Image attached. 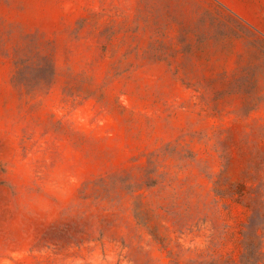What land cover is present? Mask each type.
Returning a JSON list of instances; mask_svg holds the SVG:
<instances>
[{"label":"rangeland","instance_id":"374dc122","mask_svg":"<svg viewBox=\"0 0 264 264\" xmlns=\"http://www.w3.org/2000/svg\"><path fill=\"white\" fill-rule=\"evenodd\" d=\"M0 264H264V0H0Z\"/></svg>","mask_w":264,"mask_h":264}]
</instances>
